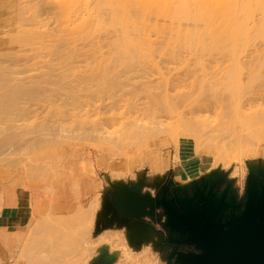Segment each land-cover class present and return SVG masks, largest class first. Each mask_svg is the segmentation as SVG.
<instances>
[{
	"label": "rangeland",
	"instance_id": "1",
	"mask_svg": "<svg viewBox=\"0 0 264 264\" xmlns=\"http://www.w3.org/2000/svg\"><path fill=\"white\" fill-rule=\"evenodd\" d=\"M251 14L248 26L259 17L253 8ZM163 20L168 21L158 17L160 25ZM192 23L196 32L203 30L201 22ZM112 29L99 31L96 41L107 42ZM184 32L178 39L164 33L180 48L138 60L142 66L133 70L108 69V49L88 44L79 61L50 75L32 65L38 59L19 66L21 83L46 88L42 100L26 104L29 113L18 125L38 137L65 138L60 143L41 137L60 146L53 144L50 158L41 139L43 149L33 146V152L27 144L11 150L0 144V264H180L179 254L199 251L171 228L168 209L199 207L201 198L212 196L233 199L224 216L237 215L250 193L264 190V118L252 119V137L258 133L253 139L238 122L264 112V40L237 43L234 56L226 42L202 52L197 43L184 41ZM256 45L263 53L253 52ZM230 55L238 62L243 92L223 84L232 69ZM206 88L210 95L203 93ZM232 108L237 115L226 117ZM134 120L158 122L164 129L129 138ZM224 143L229 145L222 150ZM71 236L78 237L76 243Z\"/></svg>",
	"mask_w": 264,
	"mask_h": 264
},
{
	"label": "bare ground",
	"instance_id": "2",
	"mask_svg": "<svg viewBox=\"0 0 264 264\" xmlns=\"http://www.w3.org/2000/svg\"><path fill=\"white\" fill-rule=\"evenodd\" d=\"M24 1L25 0H0V144L9 145L10 150L20 148L21 144H27V149H31V152H33V146L37 149H43L44 147L46 153L49 152L47 153L49 158L54 154L55 150L60 147L55 145L56 143L54 144V142L51 143L53 136L54 139L60 141V143L65 137H61L64 134L59 135V133L57 135L56 132L55 135L53 133V136H50V133H46L38 137V135H35L33 132V129L18 125L20 121L25 120L29 113L26 104L35 102L38 99L42 100V93L45 92L46 88H44L45 84L38 82H30L29 85L27 84L28 86L21 83V80L19 79V81L16 76L20 72L19 66L22 64L25 65L31 60L38 59V61L34 62L32 65H35L38 70L46 71L45 74L42 72L44 75H50L58 68L66 65H73L79 61L83 55L81 51L88 44L91 49L100 50L102 49L101 45L108 49L110 54L108 69H115L121 65L120 67L133 70L136 69V67L138 68V66H142L141 63L144 60L160 51L165 50L174 52L180 48L181 45L177 43V40H175L176 38L173 40H175L177 44L172 42L171 38L177 36L178 39V35L183 29L185 30L184 35L186 34L185 37H183L184 41L189 40L190 43L187 42L189 45L192 43V45H195V43H197V47H201V51L204 50V52H206L205 50L210 52L214 51L217 49L215 46L219 48L218 43L222 45L223 48L226 42L228 43V45L225 46L227 49H224L227 50L228 54V51L233 54L238 51L236 46L239 44L244 46L250 39L256 40L259 38L260 40H264V0ZM252 8L254 12L256 10V12L259 13V17L256 21L252 20L251 25L248 26L246 22L253 16V14H251ZM159 16L168 21L166 22L163 20L164 22L160 25L158 22ZM181 20H185L186 22L181 24ZM194 21H196V23L199 21L202 23L201 25L204 26L201 32L199 29V32H196V27H194L196 24L192 23ZM190 26H193L194 31H192V29L190 30L192 32L188 30ZM107 27L113 28L109 35L111 38H107V42L104 44H99L96 41L99 37L98 32L105 30ZM158 27H160V29H158ZM164 33L171 35V38L165 40L163 37ZM203 37H208L205 39H208L207 41L211 40L210 42L212 43H207L206 40L205 42L202 41V39L204 40ZM251 37L254 38L252 39ZM206 43L210 44L207 45ZM261 45L264 46V41H262ZM229 47H231L230 50H228ZM258 47L259 46H257V48ZM257 48L254 46L255 50H253V52L257 53V51L261 50ZM263 50H261V53H263ZM233 55L235 56V54ZM231 56L232 55H230V58H233V61L230 59L231 62L237 65L238 62L235 63L234 57ZM138 60L142 62L140 63ZM233 64L230 65L232 67V69H230L231 67L229 68L230 73L227 72L229 75L226 73L224 78H222V81L226 79V81L230 80V82L224 81L225 83L223 82V84L224 86L230 85L233 89L244 88L239 83L240 81L238 82L239 78H237L239 69L236 70V68L239 66H233ZM231 72H234V74ZM226 76L233 77L230 79L228 77L227 79ZM258 76L255 77L254 74H251L249 78L251 79L253 77L254 80H256V78L259 80L260 78ZM212 79L211 81H213V83L216 81L218 84H221V82H219L220 80L217 81V79L215 80L213 77ZM210 84L211 82L209 85ZM209 85L208 87L211 88L209 89V93H213L212 96H215L214 93L217 92V89L214 85ZM213 87L216 91H214L215 89ZM226 88L224 87L223 90H226ZM228 89L230 90L231 88H227V90ZM233 89L230 91L233 92ZM207 90L208 88H206V91L204 90L205 92L203 93H206ZM242 90L243 89H241V91ZM202 91L200 93L201 95H203ZM231 92L228 91L227 95H229L228 93L231 95ZM209 93L207 92V95H210ZM233 98L231 99L233 100ZM236 98L237 96L234 99ZM74 101L76 102L75 99ZM74 101H70L69 104L72 102L74 103ZM233 102L235 103V100ZM226 105L229 106L231 104ZM227 106H225V108ZM229 108L230 107L227 109ZM232 110L235 114H232L233 111L227 110V112L229 111L232 113L228 114L229 112H226L228 116H226V113H224V115L226 114L225 116L229 118L237 115V111L233 108ZM238 113H240V111ZM263 114L264 112H259V114H253L244 118L240 113L239 115L243 117L244 120L243 118L242 120L238 118V120L236 116L235 118L243 127H246V129H243L244 131L249 130L247 136L253 139L256 136L255 134L258 136V133H254L255 136L252 137V131L255 132L256 128L252 130L251 126H255V118L258 119L259 117L258 120L262 121L264 118ZM186 127L192 128L190 125ZM163 129V125L158 122L145 124L138 120H134L128 124V131H126V133L128 132L130 135L129 138L138 139L157 133ZM40 130L44 131V127ZM104 134L105 133H102V136H104ZM44 135H49L48 138H52V140L50 141V139L47 138V142H45L46 140L44 141V138L47 136ZM33 136H36V138L34 139ZM43 136L44 138L42 140L41 137ZM109 136L110 135L107 134V137H104L108 138ZM36 139H38V142L35 141ZM40 139L43 141L41 146H43L45 142L48 149L45 145L43 147L40 146L39 143H42ZM56 140L54 141L56 142ZM35 142L38 143L39 148ZM48 142L51 143L52 147L55 145L57 148L54 149L55 146L52 148ZM226 144H222L220 148L225 150L229 143ZM231 144H235V141H231ZM51 148L53 150L52 152H50ZM50 153L51 155H49ZM49 226L50 224L48 225V222L47 224L46 222L44 223L46 229ZM77 240V236L74 238L73 236L69 237L70 242L76 243Z\"/></svg>",
	"mask_w": 264,
	"mask_h": 264
},
{
	"label": "water",
	"instance_id": "3",
	"mask_svg": "<svg viewBox=\"0 0 264 264\" xmlns=\"http://www.w3.org/2000/svg\"><path fill=\"white\" fill-rule=\"evenodd\" d=\"M233 199H200L199 207L168 209L170 226L199 251L180 264H264V190L252 192L240 214L224 216Z\"/></svg>",
	"mask_w": 264,
	"mask_h": 264
}]
</instances>
